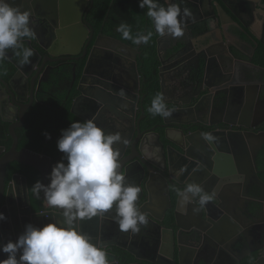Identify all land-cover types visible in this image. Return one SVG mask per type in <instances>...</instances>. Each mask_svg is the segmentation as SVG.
Wrapping results in <instances>:
<instances>
[{
    "label": "flooded vegetation",
    "instance_id": "1",
    "mask_svg": "<svg viewBox=\"0 0 264 264\" xmlns=\"http://www.w3.org/2000/svg\"><path fill=\"white\" fill-rule=\"evenodd\" d=\"M254 1L256 0H165V7H167L168 4L174 3L178 4L182 10L185 7L190 9L195 19L193 21L191 18H188L186 23L191 24V27L186 26V28H190L191 31L196 29L195 26L198 23L202 25V22L208 21L212 16L213 7L218 8V5H222L235 21L238 22L236 17H234V13L229 9L232 7L235 9L234 12L241 17L247 25H250L254 33L257 34L259 38V48L261 49L264 43V16L261 9H254L255 5H257ZM259 1L264 3V0ZM133 5L134 4L131 5V9L125 8L122 9V11L133 13ZM67 6H70L71 9H61L60 1H58V6L55 8V11L58 12L57 18L53 15L54 5H51V9L47 11L31 9L33 12L31 13L30 21L36 36L34 39L26 38L23 42L24 47L31 48L34 53L30 58V63L21 65L19 63L21 57H16L12 50H8L7 52L5 61H7L8 64L3 65V62H1L0 119L4 125H8L6 135L12 140V146L14 140L10 135V127L19 126L15 129L19 140V146L20 137L17 130L23 129L28 124V118L31 117L33 113L35 103L39 101L40 93L45 96H50L52 99L67 100V98L72 97L74 104V101L80 96L78 92L80 86L84 90H87V92L94 93L95 90L91 91V87L98 85L100 88H104V85H108L118 88L123 87L126 92L130 89H139L140 100H142L143 96H146L144 100V114H142L138 107L136 119L125 115L127 118L124 119V117H122V122L115 117L118 108L105 107L103 106L104 104L98 103L96 106L97 109H95L94 104H92L93 102L89 103L86 100L79 102L77 107L78 116L75 115L71 109L72 114L82 122H85V118H91L95 112L94 122L104 130L106 134L120 133L122 140L125 139L127 134L123 125L128 128L134 125L137 126L140 118L144 116L141 125L143 131L147 133L143 137L146 138L147 136V138H149L152 134L157 133L160 141L167 149L168 146H170V142L166 140L165 132L170 128L169 125L163 128V118L160 117V119H156L152 117L146 109L148 95L143 89V83L147 80L143 70L145 62L143 60L144 52L142 47L144 44L139 46L132 45L128 40L122 39L121 34L117 31L119 25L124 24L122 21L117 25H110V16L108 15L103 19L105 21L102 23V15L98 17L96 0H67ZM26 11L30 12L27 8ZM78 16H80V19H78ZM125 19H129V17H125L124 20ZM151 24L158 40L161 36L155 32L152 21ZM234 30L236 33L238 32L236 28ZM257 31H261V33L259 34ZM147 33L148 30L146 29L144 34ZM109 37L139 51V56L136 59L137 75L139 78L131 76L132 74H130V78L124 80L114 64V67L108 66V69H99L97 65L98 62H95L91 63L89 67L91 68L89 70L96 69L95 73L91 72L83 80L84 71L91 56L92 61H103L104 59L107 61V58H104L106 55L101 52V47L110 45L106 41ZM231 44L234 45V43ZM117 48L119 49V47ZM260 51L262 52V50ZM257 57L259 56L257 55ZM249 58L250 57H240L233 70L222 67L220 74H222L221 77H223L222 79L226 83V87H224V83L220 84L217 82L216 74L211 69L204 79L205 82L203 86L201 84L199 87L197 84L195 91L193 88L185 89L186 95L191 96L194 95V93H198L200 88L202 89L203 87L202 90H207L209 87L214 91L213 94L215 95L221 92V90L227 89L228 82L230 81L235 87V90L231 91L236 95L234 100L229 102V105L226 106L224 113L221 114L215 109L214 95L209 97L207 93L200 90L199 92L202 91L200 97L203 98V101L209 108V116L195 113L193 116L195 122L183 127L185 135L198 132H211L212 134L230 132L231 127L233 131L245 132L246 129L244 127H230L225 121L244 122L242 115L246 110V117L251 116L252 119L249 122L245 119L244 123L255 126L252 131L260 132L264 130V124L262 123L264 120V104L260 106L258 100V94L264 91V62L261 63L256 60V57L252 61H250ZM100 66H104L103 63H100ZM160 67L161 64L159 63V85ZM60 84L62 85V90L58 92L57 87H59ZM176 84V81L170 83L169 89L172 92H169L165 96V100H177L178 86H176ZM123 103L127 107L131 106L130 102ZM167 106L173 107V105ZM253 110L257 112L254 113ZM220 120L224 122L220 124ZM234 140L237 139L234 137ZM49 142L50 139H47L46 143L48 144ZM196 143H199V141L193 143V145ZM213 144L218 150L206 144L207 146L205 149L207 150V154H203V157L207 164L203 163V161L200 163L198 160H195L190 170L185 171L181 176H177L176 172L182 167L186 169L184 165H190V162L187 163V161H184L177 153L171 154L174 163V169H172L171 173L167 172V175H165V173H159L155 170L146 172L147 175L150 174V178L151 175H153V179L152 181L150 180L151 182H149V184L144 180L143 176L145 173L143 172L142 166L135 165L132 167L133 169L125 176L126 183L138 185L141 187V190H143V193L145 192L138 206L143 213L147 215L149 221L148 225L142 226L141 231L135 235L123 233L112 219L115 214L113 210L105 214L103 218L97 217L92 219H98L99 229L97 232H93L92 229L83 230L84 234H88L92 238L94 244L99 246L109 245L108 248H112L113 256H116V262H112L111 260L114 258L110 256L108 257L109 264H161L162 261H166L168 264H174L173 261H176L177 264H235V261L247 251H250V254H248L240 264H242L246 258H255L253 262V264H255L260 258L264 257V202L258 204L252 202V199H250L251 197H249V195L256 198L262 197V189L256 181H254L250 173V168L247 165H245L246 167L244 166L245 163L243 164V158L242 161H240V166L235 163V174L232 175V179H230L231 177L223 179L214 173L215 164L212 169L207 167V165L210 166L207 159L210 158L212 162H215L216 153L220 152L216 140ZM0 147L5 149L0 153L1 158L9 150H6L4 146ZM194 147L196 146H193V148ZM263 148L257 155L259 177L262 172L260 169V154ZM37 154L53 159L47 154ZM127 155L128 153L123 158L120 157L122 166L125 165L124 168L127 166L125 164ZM156 162L162 165L164 159L162 160L160 156ZM56 164L57 162L53 159V163L50 167V174L53 166ZM8 166L6 170V181ZM39 174L41 176V173ZM246 174L249 175L247 176ZM14 175L23 174L16 173ZM162 176L165 177V182L169 184L170 198ZM12 179L8 183L6 182V185H9ZM171 181L174 182V185L169 183ZM190 183H197L201 185L206 192H215L218 196L215 195V198L207 205L211 214L208 215L210 222L206 220L205 215H203L204 221L197 220V223L200 224L201 227H206L204 235L197 236L192 232L184 231L179 241L176 236L177 232H175L173 242L171 233L167 232L163 235V232L155 225L156 219H153V216L157 218L164 217L162 223L163 227L172 230L174 228L175 212L178 210L180 212L182 209L180 207V198L176 195V190H182ZM228 183H231V185ZM232 192L235 194H232ZM219 196L222 197L221 203L225 211L223 209L220 210L221 207L214 204ZM2 200L5 202V197L0 199V201ZM31 205L33 209L32 199ZM194 205L198 207V201L190 203L186 208L190 207L193 210L192 206ZM4 206L5 203L3 207ZM51 210V208L45 205L43 193H41V210L33 211L42 213ZM164 211H166L165 214ZM12 213L15 214V211H12ZM12 213L6 212L5 216L7 219L3 221L0 226L1 232L4 230L17 231V229L10 225ZM227 215L233 221V228L235 229V234L232 236L218 229L220 221ZM205 223H207V225H205ZM245 232L249 234L246 235ZM163 238L164 248H162ZM161 239L162 243L160 246ZM124 248L132 249L136 256H138V259L125 251ZM173 254L174 259L171 258Z\"/></svg>",
    "mask_w": 264,
    "mask_h": 264
},
{
    "label": "water",
    "instance_id": "2",
    "mask_svg": "<svg viewBox=\"0 0 264 264\" xmlns=\"http://www.w3.org/2000/svg\"><path fill=\"white\" fill-rule=\"evenodd\" d=\"M58 1H60L61 9H71L70 6H67V0H8V2L13 6H18L23 11H26L27 8L30 10V13L33 12L31 9H41L47 11L51 9V5H54L53 15L55 18L58 17V12L55 11L56 6H58ZM254 2L259 6L258 7L255 5L254 9H261L264 16V3L260 2L259 0ZM229 9L234 13V17H236L238 22L235 21V19L222 5H218V8L213 7L212 16L208 21L206 20L202 22V25L198 23L195 26L196 29L193 31H191L190 28H185V35L183 37L173 38L171 36H165L158 38L157 56L158 60L160 61L159 63L161 64L159 77L162 95L165 97L169 92H172L169 89L171 82L176 81V86H178L177 100H165L167 105H173L172 108L168 106V108L172 110V115L168 118H163L162 126L163 128L168 127V125L170 127L165 132V138L168 142H170V146H168L166 149L164 144L160 141L157 133L152 134L149 138H147V136L146 138L143 137L147 133L143 131V127L141 125V121L143 120L144 116L140 118L137 126L133 124L134 126L128 128L123 125L125 128L124 130L127 132L124 139L127 141V143H120L115 147L120 149L121 158H123L128 153L126 156L127 160L125 162L127 166L124 168V165L120 169V171L125 176L128 174V172H130V170L133 169L132 167L135 165L142 166L143 172L145 173L143 176L144 180L147 182V184H149V182H151L153 179V175H151L150 178V174H146L147 171L149 172L151 170H155L159 173H165V175H167V172H172V169H174V163L171 157L172 153H177L180 155V157H182V159H184V161H187V163L190 162V165H184L186 166V171H188L190 170L191 166L194 165L195 160H198L200 163H202V161L203 163L206 162L203 154H207V150L205 149L207 145L218 150L213 143L210 145L209 143L205 142V140L202 138V132L185 135V130H183V127L195 122V119L193 118L195 113L209 116V108L203 101V98L200 96L202 95L201 92L203 91L204 93H207V96L212 97V95H214V91L209 87L207 90H202V87V89L200 88V90H202L201 92H199V90L198 93H194V95L190 96L186 95L185 89L193 88L195 91L197 84L198 86L201 84L203 86L205 82L204 79L211 69L216 74L218 80L217 82L220 84L224 83V87H226V83L223 81L220 71L222 70V67L228 68V70L234 69L237 61L239 60V57L235 53V46L240 49L242 48V50H249L251 52V55H248V57H250V61L257 57V55L259 57H264V52L259 50V38L257 37V34L254 33L250 25H247L243 19L234 12V8L230 7ZM78 19H80V16H78ZM187 26L191 27V24H187ZM30 27H32L31 23ZM235 28L238 31L237 33L234 30ZM106 41L110 45L102 46L101 52L106 55L104 58H107V61L106 59L103 61H92L91 56L86 65L83 80L91 72L95 73L96 69L89 70L91 69L89 68L90 64L95 62H98L97 65L99 69H108V66L114 67V64L117 71H119V74L122 75L124 80H128L130 78V74H132L131 76L139 78L137 75L136 62V59L139 56V51L110 37L106 39ZM231 43H234L235 46ZM262 45L264 46V43ZM117 47H119V49ZM100 63H103L104 66H100ZM104 86V88H100L98 85L91 87V91L95 90L94 93L87 92V90H84L80 86L78 88L80 96L76 101H74L72 108L73 113L78 116L77 107L79 102L86 100L89 103L93 102L92 104H94L95 109H97L96 106L98 103L104 104L103 106L105 107L118 108V112H116L115 117L122 122V117L125 119L127 118L126 116H131L133 119H136V111L138 107L140 108L142 114H144V100L146 96H143L142 100H140L139 89H130L128 92H126L124 91L123 87L118 88L116 86ZM231 90H235V87L229 81L227 89H223L221 92L214 95L215 109L221 114L224 113L226 106H228L229 102L233 101L234 97L236 96ZM258 100L260 102V106H262L264 104V91L258 94ZM123 102H130L131 106H125ZM246 111L243 112L242 115L243 121L245 122L246 119L249 122L252 118L251 116L246 117ZM95 115L96 114L94 112L91 118H85V120H93ZM222 122L224 121L220 120V124ZM244 122L229 120L225 121V123L230 127H244L246 129L245 132L233 131L231 127L230 132L213 134L216 137L215 140L220 152L216 153L217 156L215 157V162H212L210 158L207 159V162L210 163V166L207 165V167L212 169L213 165L215 164V168L213 170L214 173L223 179H228L229 177L232 179V175L235 174V163L240 166V161H242L243 158V164L245 163L244 166L247 165L250 168V173L252 174L254 181H256V183L261 187L263 192L262 197L260 198L250 195L249 197H251L250 199H252V202L260 204L264 202V182L258 175L257 155L258 152L264 147V130L260 132L252 131L255 126H251L250 124H246ZM262 123L264 124V120ZM17 127L19 126L10 127V135L14 140L13 146L11 150L6 152L0 158V199L5 197V206L2 208L0 213L5 215L6 212L12 213V211H15V214L12 213L13 215L10 218V225L17 229V231H0V248L6 245L9 241L15 242L18 237L23 234L28 224H31L35 227H43L50 222H60L62 220V212L59 210L52 209L51 211L42 213H36L33 211L29 194L28 180L25 176L14 175L12 182L9 185H6V170L10 163L17 162L38 170L39 173H41V182L44 185L49 184L50 167L53 163V159L47 156L37 154L26 148L19 150V140L15 132ZM234 137L237 140H234ZM196 140H198L199 143L193 145V143L198 142ZM193 146L196 147L193 148ZM4 150V148L0 147V153ZM160 156L162 157V160L164 159L162 165H159L156 162ZM249 174L246 175L248 176ZM163 179L165 182V177H163ZM169 183L174 185V182L172 181ZM228 184L231 185V183ZM165 185L170 198L169 184L165 182ZM144 193L143 190H141L137 203L143 199ZM232 194L235 193L232 192ZM221 198L222 197L219 196L218 200H215L214 204L220 206V210L223 209L225 211L221 203ZM192 207L193 209L198 208L195 205ZM165 213L166 211H164V214ZM203 215H205L206 220H209L210 222L208 215L211 214L207 206L205 209L195 212L190 207L186 208V210L181 209L180 212L178 210L174 215L175 221L174 228L172 230L163 227L162 223L164 217L157 218L153 216V219H156L155 225L163 232V235H165L167 232L171 233L172 241L174 242L175 232H177L176 236L179 241L180 236L184 231L192 232L197 236L204 235L206 232V227H201L200 224L197 223L198 219L201 221L205 220ZM2 222L3 221H0V226ZM205 225H207V223H205ZM78 228L81 232H83L84 229H92L93 232H97L99 229L98 219L80 222L78 224ZM218 229L219 231L222 230V232L228 233L230 236L235 234L233 221L228 215L224 216L223 220L220 221ZM245 234L248 235L249 233L245 232ZM161 243L162 239L160 240V246ZM103 247L107 252V257L111 256L114 258L111 261L116 262V256H113L112 248H108L109 245H103ZM162 248H164V238ZM124 250L134 255L135 258L138 259V256H136L132 249L124 248ZM248 254H250V251H247L243 256L239 257V259L235 261V264H240L241 261L246 256H248ZM171 258L174 259V254ZM4 259H7V254H4L2 251H0V261ZM173 263L177 264L176 261H173ZM161 264L168 263L166 261H162ZM255 264H264V257L260 258L257 262H255Z\"/></svg>",
    "mask_w": 264,
    "mask_h": 264
},
{
    "label": "clouds",
    "instance_id": "3",
    "mask_svg": "<svg viewBox=\"0 0 264 264\" xmlns=\"http://www.w3.org/2000/svg\"><path fill=\"white\" fill-rule=\"evenodd\" d=\"M139 7L147 9L146 15L154 24L156 33L161 36L181 38L185 35L187 19L194 16L187 7L178 4L167 7L158 0H140ZM31 13L13 6L8 0H0V62L7 58L8 50L21 57V65L30 63L34 55L31 48L24 47V40L34 39L36 33L30 27ZM117 31L122 39L134 45L148 44L152 32L132 34L127 24L119 25ZM147 111L152 116L168 118L172 110L168 108L165 97L157 94ZM46 139L50 134L44 133ZM202 138L210 145L216 137L211 132L202 133ZM127 143L120 133L106 134L94 120L73 122L62 131L57 142L63 153L60 162L53 166L49 176L50 183L44 185L37 181L30 189L36 199H41L53 210L62 212L60 222H50L43 227L28 224L23 234L15 242L9 241L0 248L7 259L0 264H109L103 246L92 242V238L78 228V224L93 218H103L114 210L113 221L123 233L138 234L142 226H147V215L138 206L141 187L126 183L120 171L121 151L115 145ZM186 171L181 168L177 176ZM180 207L198 201L201 211L215 198V192H206L201 185L190 183L177 189ZM7 218L0 213V221Z\"/></svg>",
    "mask_w": 264,
    "mask_h": 264
},
{
    "label": "trees",
    "instance_id": "4",
    "mask_svg": "<svg viewBox=\"0 0 264 264\" xmlns=\"http://www.w3.org/2000/svg\"><path fill=\"white\" fill-rule=\"evenodd\" d=\"M140 0H96V9L98 11V17L102 15L103 20L108 15L110 16V25H117L119 22H123L130 26L132 34L135 36L138 33L144 34L146 29L148 32H152V38L148 44H144L142 50L144 60V72L147 80L143 83V89L148 95L146 100V109L151 105L152 99L161 94V88L158 78V66L159 60L157 57V35L153 31L150 18L146 15L147 9H141L139 7ZM158 3L165 6V0H158ZM133 6V13L122 11V9L130 8ZM131 9V8H130ZM127 10V9H126ZM129 17V19H125ZM109 27V25H108ZM110 28V27H109ZM134 45L131 41H129ZM3 65L8 64L7 61H2ZM2 63L0 62V65ZM66 77V75H65ZM58 92H61L62 85L57 87ZM73 105L72 97L67 100L52 99L50 96H45L40 93L39 101L35 103L33 113L28 118V124L21 130H17L20 137V144L18 149H28L35 153H43L51 156L58 163L63 158L57 148V142L62 135V131L70 127L73 122H82L80 119L72 114L71 109ZM156 119H160V116H152ZM8 131V125H4L0 119V146H4L6 150H10L12 146V140L6 135ZM50 134V142L46 143L44 133ZM8 139V140H7ZM260 169L262 170L260 177L264 182V148L260 154ZM7 183L12 179L16 173L23 174L29 185V192L33 203V210H41V199H36L31 193L30 189L37 182H41V176L39 172L27 165L20 163H13L8 166L7 171ZM4 200L0 201V210L4 205ZM255 258H246L242 264H253Z\"/></svg>",
    "mask_w": 264,
    "mask_h": 264
},
{
    "label": "crops",
    "instance_id": "5",
    "mask_svg": "<svg viewBox=\"0 0 264 264\" xmlns=\"http://www.w3.org/2000/svg\"><path fill=\"white\" fill-rule=\"evenodd\" d=\"M258 32V31H257ZM259 34L261 33V31L258 32ZM235 46V45H234ZM235 53L237 54V56L240 58V57H248V55L250 54L251 55V52L249 50H242V48H238L235 46ZM262 52L264 51V46H261V49ZM256 60L260 61L261 63L264 62V57L261 56V57H256ZM254 113L257 112L256 110H253ZM252 118V117H251Z\"/></svg>",
    "mask_w": 264,
    "mask_h": 264
}]
</instances>
